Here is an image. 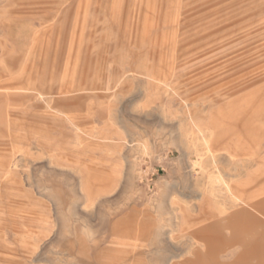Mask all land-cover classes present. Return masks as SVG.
Returning <instances> with one entry per match:
<instances>
[{"label":"rangeland","instance_id":"1","mask_svg":"<svg viewBox=\"0 0 264 264\" xmlns=\"http://www.w3.org/2000/svg\"><path fill=\"white\" fill-rule=\"evenodd\" d=\"M242 189L264 0H0V264H256Z\"/></svg>","mask_w":264,"mask_h":264},{"label":"crops","instance_id":"2","mask_svg":"<svg viewBox=\"0 0 264 264\" xmlns=\"http://www.w3.org/2000/svg\"><path fill=\"white\" fill-rule=\"evenodd\" d=\"M239 187H242V184H239ZM245 189L238 190L234 194V198H237L236 205H240L241 203L243 206H240L238 209L234 211V215L240 216L245 218V220L250 223L252 226H259L261 228L264 227V220H262L257 213L262 214L264 216V203L263 200H255L252 198L247 199L244 195ZM254 224V225H253ZM251 256H254L258 259L256 264H264V246L256 243L254 244L251 252ZM250 257V255H249ZM250 260V259H249ZM245 264H250L248 259L244 261Z\"/></svg>","mask_w":264,"mask_h":264}]
</instances>
